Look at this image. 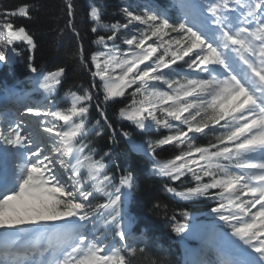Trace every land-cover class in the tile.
<instances>
[{
  "label": "snow or ice",
  "instance_id": "1",
  "mask_svg": "<svg viewBox=\"0 0 264 264\" xmlns=\"http://www.w3.org/2000/svg\"><path fill=\"white\" fill-rule=\"evenodd\" d=\"M65 3L71 18L72 2ZM179 7L183 15L177 21L164 12L124 9L127 23L111 25L101 24L92 7V31H111L95 43L108 48L107 41L119 38L121 29L129 33L123 51L113 44L91 55L92 76L101 82L105 103L131 97L119 109L121 119L138 129L168 130L138 150L155 159L165 145L179 149L173 158L156 161L154 174L173 182L190 175L194 186L183 191L167 186V192L182 200L216 201L211 212L231 230L242 256L222 264H264V0H209L198 11L190 3ZM12 18H30V5L0 12V63H12L19 45L29 52L36 47L26 27ZM66 26L74 28L72 19ZM80 55L83 62V49ZM181 61L194 78L187 73L169 78ZM28 68L38 71L31 62ZM64 72L61 67L38 73L46 98L56 92ZM92 99L89 89L69 92L68 107H27L26 113L43 119L25 121L21 115L0 130V143L15 149L18 161L12 179L0 185V264H132L137 249L126 230L130 193L125 189L132 188L133 174L127 172L116 185L106 164L93 158L96 149L85 142ZM217 126L224 131L215 142L196 143L198 134L206 136ZM97 196L104 201L92 204ZM181 214L187 219V212ZM186 228L177 222L172 231L179 235Z\"/></svg>",
  "mask_w": 264,
  "mask_h": 264
},
{
  "label": "trees",
  "instance_id": "2",
  "mask_svg": "<svg viewBox=\"0 0 264 264\" xmlns=\"http://www.w3.org/2000/svg\"><path fill=\"white\" fill-rule=\"evenodd\" d=\"M123 1L90 0V3L98 9L101 24L111 25L124 24ZM140 1H147L152 6L165 7V0ZM200 1L204 7L209 3V0ZM71 2L74 15L70 18L67 15L65 0H0V12L14 10L23 4L30 5V18L12 19L16 26L26 27L36 44L32 53L22 51L13 66L1 70L0 79L8 83L23 81L22 87L29 89L32 83L27 84L24 79L31 72L28 68L30 62L37 70L45 69L46 73L64 68L58 96L47 102L52 107H68L63 100L69 92L82 94L83 89L91 90L93 99L89 102L90 109L85 121L90 135L86 137L85 142H90L91 147L96 149L94 159L102 158L106 162L107 174L114 177V184L118 185V174L124 176L129 171L133 174V186L129 189L127 204L132 218L131 234L134 237L129 243L137 249L135 257H130L132 264H181L180 256L183 253L178 246L181 240L179 235L172 231L173 224L181 222L187 225L186 229L190 232V242L193 245L202 244L213 233L231 230L211 212V208L216 206L215 200L205 197L182 200L167 192V186L175 187L178 191L194 186L195 182L190 175L186 179L182 177L181 181L173 182L154 174L156 161L173 158L179 153V149L174 145H165L156 150L155 159L146 151L138 150L139 146L146 148L147 143L169 132L164 128L157 129L154 125L138 129L132 122L121 119L119 109L129 102L130 96L104 102L101 82L92 77L90 57L95 51L94 41L97 37L110 35L111 31L100 27L97 32H93L92 28L96 24L89 21L87 0ZM69 19H72L74 28L66 26ZM81 49L84 53L83 62ZM178 64L179 67H174L180 74L187 73L190 78L196 76L183 66L182 61ZM94 83L97 85L96 88L92 87ZM127 91L131 92L132 89ZM101 112L104 116H101ZM109 124L111 128L108 127ZM97 131L100 135H96ZM223 131L224 129L217 126V131L208 132L206 136L198 134L196 143L206 145L210 141L215 142V137ZM123 132H128L129 137L123 136ZM112 133L115 134L113 138ZM103 201L102 197L97 196L91 203ZM183 212L188 213L187 219L181 214ZM88 225L92 228L91 223ZM101 229L102 227L99 231ZM139 249H143V252L141 253ZM184 260L185 264H198L196 254L192 252H185ZM200 263L213 264V261L207 258Z\"/></svg>",
  "mask_w": 264,
  "mask_h": 264
},
{
  "label": "rangeland",
  "instance_id": "3",
  "mask_svg": "<svg viewBox=\"0 0 264 264\" xmlns=\"http://www.w3.org/2000/svg\"><path fill=\"white\" fill-rule=\"evenodd\" d=\"M181 2L190 3V4L195 6V4L192 0H179V1L171 0V1H169V4H170L169 8L174 9V11L177 15L176 16L177 19L183 15V13L179 7V4ZM136 4H138V5H133L132 7H126L125 6L124 9H128L129 11H132L136 14H142L144 11H147V9L145 8L146 6L144 4H140V3H136ZM91 8H92V6H90V8H89V13H90ZM124 9H123V11H124ZM166 10H165V12H166ZM193 11H198V8L195 7V9ZM124 13H125V11H124ZM204 15H207V14H204ZM89 17H90V15H89ZM124 18H125L126 23H127L126 14H125ZM90 20L92 22H94L91 19V17H90ZM129 31L132 32V34H135L134 30L132 29V26H129ZM128 35H129L128 32H125V30L122 31L121 33L118 34L119 38L115 39L114 41H107L108 48H112L113 44H114L121 51H123L125 48L128 47L127 45H125L123 43V39ZM172 35L175 36L176 34L173 33ZM129 38H130V36H129ZM18 47H20V51H24V50L28 51L26 45H19ZM108 48H105V46L103 44L95 43V53L96 52H106L108 50ZM18 56H19V54L14 57L13 62L10 64L0 63V70H2L6 66L13 65L15 63L16 59L18 58ZM92 69H93V71H95V68L93 66H92ZM39 73H41V72H39ZM34 75H33L34 77L32 78V81L33 80L37 81L40 77L37 73H34ZM169 78L173 79V80L181 79V77H178L177 75H173V74L170 75ZM96 79L99 80V78H96ZM18 89L19 88L16 87V85H5L2 81H0V104L2 102L4 103L7 99L11 100V99H14V97L20 96V92H18L19 91ZM58 93H59V85L57 86L56 92L51 97L46 98V94L43 93V91L39 89V85L37 83V90L35 93H32V96H35L36 99H34L33 97L32 98L27 97L28 101H30V106H28V107L47 109L48 106L44 105V102L48 99H52L53 97L57 96ZM64 101H65L66 105L69 106L70 102H68L66 100V98ZM25 110H26V108L23 109V111H24L23 117L26 121H33L34 122V119H43V117L37 118V117L31 116L30 114L26 113ZM7 113H8V111H5V109L2 110V107L0 106V116H2L3 114L6 115ZM21 113H23V112H21ZM14 121L15 120L11 115L10 116H7V115L3 116L0 119V124L1 123L3 124L2 128L0 127V130H6L9 126V124L14 122ZM7 147L11 148V146H7ZM12 151H13V153H15L16 150H12ZM17 162H18L17 158L14 155V166L17 164ZM103 163H105V162H103ZM126 216H127V214H126ZM128 224H129V217L127 216V222H126V230L127 231H129ZM103 231H104V229H103ZM180 236L184 240L189 241L190 235L187 232V230H185V232L181 233ZM111 238H112L111 234L109 233V239H111ZM183 241L179 243V247L182 250L195 251V252L200 250L202 252H205L208 249V246L210 248H212V253L214 254V256H216L215 259L217 261V264H222L223 259L228 258L227 255L231 256V255L235 254V256L242 258L241 254L238 250V247H237V245H239V242L234 237H232V235H229L226 233L219 234L218 238L215 236V234H213L211 237H208L207 241L205 243H203L201 246H192L190 242L187 243V242H185V241L183 242ZM228 246H231V247H228ZM226 247H227L228 251L224 250V249H226ZM180 258H182V257H180ZM237 259L238 258L236 257L235 260H237Z\"/></svg>",
  "mask_w": 264,
  "mask_h": 264
},
{
  "label": "bare ground",
  "instance_id": "4",
  "mask_svg": "<svg viewBox=\"0 0 264 264\" xmlns=\"http://www.w3.org/2000/svg\"><path fill=\"white\" fill-rule=\"evenodd\" d=\"M194 1H195V0H194ZM195 3H196L195 5H197V6H198V4H197V2H196V1H195ZM2 104H3V103H1V104H0V106H1ZM11 106H12V107H14L15 105L11 104ZM19 110H20V109H18V111H19ZM15 113H16V112H15V110H14V115H15ZM20 113H21V112H19V114H20ZM21 115H22V114H21ZM125 191L127 192V190H126V189H125ZM228 247H231V246H228ZM224 250H227V251H228L227 247H226V249H224ZM239 259H240V258H238L237 260H239ZM234 260H235V258H234Z\"/></svg>",
  "mask_w": 264,
  "mask_h": 264
}]
</instances>
